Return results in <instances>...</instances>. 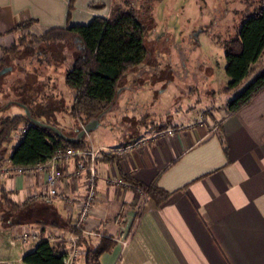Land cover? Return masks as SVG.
I'll return each instance as SVG.
<instances>
[{
	"label": "crops",
	"instance_id": "crops-1",
	"mask_svg": "<svg viewBox=\"0 0 264 264\" xmlns=\"http://www.w3.org/2000/svg\"><path fill=\"white\" fill-rule=\"evenodd\" d=\"M67 1L0 0V36L9 35L0 38L1 54L11 42L4 43L19 30L39 34L48 27L86 23L93 15L106 16L112 2L74 0L66 18ZM89 1H102L105 6L90 8ZM27 20L28 26L20 28ZM86 135V142L98 151L96 198L84 228L114 240L111 249L99 255L100 264H264V85L239 108L229 112L226 108L218 117L144 127L119 137L111 146L94 143L89 132ZM140 137L147 141L139 148L113 157L106 154L108 147ZM73 166L71 157L60 163L59 195L47 200L27 195L42 187L41 174L0 175V187L19 204L10 216H22L17 228L12 219L2 226L7 247L0 246V261H21L23 253L33 248L35 242L10 244L7 240V235L23 227H32L35 233L42 228L50 242L64 239L68 247L75 201L85 190V173L73 176ZM113 171L132 185L122 174L140 183H154L168 195L155 203L132 185L107 182L105 177ZM64 196L73 204L68 206ZM127 230V243L121 247L114 237ZM82 236L87 245L100 237ZM81 260L82 256L76 264Z\"/></svg>",
	"mask_w": 264,
	"mask_h": 264
},
{
	"label": "rangeland",
	"instance_id": "rangeland-1",
	"mask_svg": "<svg viewBox=\"0 0 264 264\" xmlns=\"http://www.w3.org/2000/svg\"><path fill=\"white\" fill-rule=\"evenodd\" d=\"M258 2L150 0L149 10L146 5L138 6L145 26V56L120 77L114 100L97 112L96 124L85 135L89 132L94 143L111 146L119 137L141 132L144 127L181 125L222 114L252 76L234 88L226 87L229 78L224 72L223 42L237 34L243 15L254 11ZM19 32L4 44L13 42ZM5 36L9 35L0 38ZM28 41L17 52L5 54L0 64V115L24 113L25 108L16 102L23 99L41 122L50 121L62 132L83 128L78 117L71 114L72 91L63 79L74 46L60 41ZM263 61L264 52L259 56V65ZM16 132L4 153L5 165L10 146L19 139ZM2 181L0 177V184ZM19 217L10 216L0 194L1 247H7L2 226ZM20 223L13 226L17 228Z\"/></svg>",
	"mask_w": 264,
	"mask_h": 264
},
{
	"label": "trees",
	"instance_id": "trees-1",
	"mask_svg": "<svg viewBox=\"0 0 264 264\" xmlns=\"http://www.w3.org/2000/svg\"><path fill=\"white\" fill-rule=\"evenodd\" d=\"M74 0L67 1L66 18L69 17ZM112 0L106 16L93 15L86 23L66 24L62 27H48L39 34L20 31L11 44L4 48L0 56V64L4 55L17 52L33 40L60 41L65 45H73L72 61L63 70V79L72 91L71 114L85 123L95 118L99 110L109 105L117 94L120 77L130 68L140 63L145 56L143 34L145 26L139 18L138 6L146 5L150 9V0ZM138 1V2H137ZM87 6L102 9V1H89ZM25 21L19 27H26ZM224 72L228 76L227 88H234L242 79L251 75L249 81L228 103L227 112L236 110L264 85V61L259 65V56L264 52V0L249 14L240 20L237 34L223 42ZM27 109L26 113L0 115V163L5 159L8 143L13 134L23 125L24 130L17 142L10 146L8 158L13 164H27L44 160L57 148H84L85 133H79L77 127L72 134L62 132L54 123L42 121L55 126L66 135L73 136L70 141L63 140L49 126L31 121L37 119L27 100L20 99ZM38 120V119H37ZM18 132V131H17ZM16 132V133H17ZM109 157L116 155L106 153ZM122 177L142 187L147 197L158 203L164 200L168 192L154 183H140L130 177ZM3 202L10 212L18 210L19 204L13 202L4 187H0ZM21 216V213H17ZM19 217V218H20ZM18 218V219H19ZM17 218L12 223L19 222ZM38 223H43L39 221ZM37 239L33 248L21 256L25 264H62L67 242L64 239L48 241L42 228L36 232ZM87 240L79 235L77 244L83 247L81 264H100L99 255L113 246L114 240L108 235L100 236L94 244L87 245Z\"/></svg>",
	"mask_w": 264,
	"mask_h": 264
},
{
	"label": "built area",
	"instance_id": "built-area-1",
	"mask_svg": "<svg viewBox=\"0 0 264 264\" xmlns=\"http://www.w3.org/2000/svg\"><path fill=\"white\" fill-rule=\"evenodd\" d=\"M24 126L22 125L16 133V138L21 136ZM145 138H136L127 143L119 144L116 146L108 147L109 152H113L117 155H123L129 151L139 148L143 143H146ZM97 149L89 145L84 148H57L50 156L44 160H38L33 163L27 164H13L9 158L6 157L8 165L0 163V175L7 173H39L43 177L42 187L39 190H32L28 193V198L47 200L51 197L59 195L58 184L61 176L60 163L66 158L71 157L74 162L72 168V175H79L81 172L85 173L83 179L84 193L81 198L75 201L76 212L72 222V232L70 233L67 241L69 245L66 249L65 257L62 264H76V260L83 255V248L77 244L79 235L87 234L91 236H101L102 232L86 229L84 224L87 220L88 214L93 207V203L96 198L95 194V176H96V156ZM10 154V153H9ZM8 154V155H9ZM107 182L114 184L124 183L130 184L122 180L114 171L105 177ZM133 188L141 194L144 198L147 197L146 193L141 186L137 184L132 185ZM64 202L69 206L73 204V200L70 197H63ZM130 231H121L114 239L119 243L121 247L125 246L129 237ZM60 237V236H59ZM7 240L10 244H13L14 240H27L35 239L36 233L32 227H23L15 235H7ZM0 264H24L22 261H0Z\"/></svg>",
	"mask_w": 264,
	"mask_h": 264
},
{
	"label": "water",
	"instance_id": "water-1",
	"mask_svg": "<svg viewBox=\"0 0 264 264\" xmlns=\"http://www.w3.org/2000/svg\"><path fill=\"white\" fill-rule=\"evenodd\" d=\"M24 108H25V109H24V110H25L24 113L27 114V109H26L25 106H24ZM29 119H30L31 121L36 122V123H39V124H42V125H47V126H49V127L52 128V129L58 134V136H59L60 138H62L63 140L70 141V140L73 139V136H68V135L62 133L61 130L57 129V128H56L55 126H53V125H50V124H47V123L41 122V121H39V120H37V119H34V118H31V117H29ZM96 121H97L96 118H90L86 123L83 124V128H81V129L79 130V133H78V134L85 133L89 128H91L92 126H94V125L96 124Z\"/></svg>",
	"mask_w": 264,
	"mask_h": 264
},
{
	"label": "flooded vegetation",
	"instance_id": "flooded-vegetation-1",
	"mask_svg": "<svg viewBox=\"0 0 264 264\" xmlns=\"http://www.w3.org/2000/svg\"><path fill=\"white\" fill-rule=\"evenodd\" d=\"M16 102H17L19 105L23 106V107L25 106V105L22 103V101H20V100H19V101L17 100Z\"/></svg>",
	"mask_w": 264,
	"mask_h": 264
}]
</instances>
